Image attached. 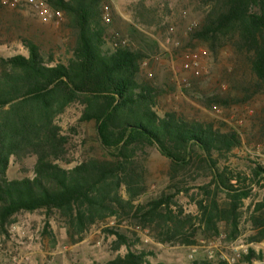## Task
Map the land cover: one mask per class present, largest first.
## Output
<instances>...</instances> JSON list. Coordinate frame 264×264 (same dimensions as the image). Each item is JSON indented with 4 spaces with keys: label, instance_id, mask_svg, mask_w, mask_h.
I'll return each instance as SVG.
<instances>
[{
    "label": "trees",
    "instance_id": "trees-1",
    "mask_svg": "<svg viewBox=\"0 0 264 264\" xmlns=\"http://www.w3.org/2000/svg\"><path fill=\"white\" fill-rule=\"evenodd\" d=\"M193 1L199 18L183 52L205 48L216 62L226 52L230 67L225 89L207 93L193 77L185 99L226 116L248 106L245 128L184 112L170 75L162 83L151 72L166 52L146 32L166 37L170 26L157 8L134 2L124 36L103 21L109 0H49L63 14L69 56L24 36L26 55L0 54L1 237L9 240L25 214L43 218L45 235L55 223L71 245L101 229L114 238L115 255L99 264H152L151 252L135 246L141 231L166 246L231 243L244 230L248 243L264 241V164L249 155L244 168L233 162L244 146L264 145V0ZM121 35L125 43L116 46ZM152 149L159 172L150 168ZM12 157H33V176L9 179ZM187 195L195 213L180 201ZM257 261L264 264L263 252L250 245L238 264ZM190 262L230 264L219 254Z\"/></svg>",
    "mask_w": 264,
    "mask_h": 264
},
{
    "label": "rangeland",
    "instance_id": "rangeland-1",
    "mask_svg": "<svg viewBox=\"0 0 264 264\" xmlns=\"http://www.w3.org/2000/svg\"><path fill=\"white\" fill-rule=\"evenodd\" d=\"M136 1L109 0L108 2L111 6L113 24L124 36L126 35V29L132 23L129 8ZM144 2L150 7L157 8L158 14L163 19V25L165 23L173 27L172 37L175 42L179 43L181 48L187 38V32L198 22L199 15L196 11L197 5L195 2L193 0H144ZM167 16L169 17V22L166 19ZM61 23L62 21L59 24L54 23V21H43L28 6L17 8L0 7V54L6 57L19 53L26 55L27 50L20 43V38L24 36L34 39L46 50L55 49L58 55L62 59H65L69 54L66 50L65 34ZM170 26L167 27L166 37L168 36L167 32ZM146 34L158 38L164 53L166 52L163 48L165 44L164 38L166 37L160 31L157 35L150 31H147ZM108 45L110 46V43ZM180 48L175 51L169 46V49H172L174 62L178 65L183 61L182 57L184 53L182 48ZM160 60L165 62V65H160ZM169 62V55L165 53V57L164 54L158 56L151 65V72L162 83L167 82L169 79ZM204 66V70L206 69L207 73L203 74L200 78V88L202 91L208 93L222 86L223 68L230 67L227 53L223 52L218 62L208 55ZM187 75L191 77V72H188ZM174 86L176 85L174 84ZM176 88V91L171 96L174 99V103L178 105V108L187 113H194L201 118H224L235 127L245 128L244 125L246 124L247 117L252 113V108L248 106L240 114L239 110L233 108L229 116H226L217 107H215L216 109L199 111L193 102L185 99L183 91L177 86ZM83 138V134L76 136L78 142H81ZM254 143L256 142L246 145L242 150L238 151L240 159L235 157L233 158V162L244 168L249 163V155L251 159L260 160L264 164V145ZM94 144L97 146L95 142ZM89 146L90 144L84 145L85 148ZM160 161L157 152L152 149L151 158H149L150 168L159 172ZM34 162L35 159L33 157L22 161H18L12 157L7 171L8 178L32 177ZM157 184L160 185L158 181H156V185H153L154 191L157 188ZM180 201L187 211L195 213V206L190 203L188 195L187 197H181ZM246 202H249V200ZM122 230L126 231L127 229L123 228ZM43 232V218L40 215H22L19 222L10 228L11 237L9 240L0 236V264H10L11 258L15 255L26 257V264H99L115 255L111 248L114 238L104 233L101 229H95L87 239L74 245L68 243L64 230L57 228L55 223L52 224L51 235H45ZM248 235L249 233L244 230L243 234L231 243H225L222 239L207 242L200 238L198 244L184 247L180 245L166 246L156 243L151 240L146 231H141L139 232L140 241L135 246L151 252L148 259L152 264H156L157 262L191 264L190 261L194 258L208 256L214 259L216 254L227 259L230 264H238L241 254L246 253L247 247L250 245L256 250L262 251L264 255V241L250 244L247 242ZM120 252H125V249L122 248ZM232 258H235V260ZM255 264H259V262L257 261Z\"/></svg>",
    "mask_w": 264,
    "mask_h": 264
},
{
    "label": "built area",
    "instance_id": "built-area-1",
    "mask_svg": "<svg viewBox=\"0 0 264 264\" xmlns=\"http://www.w3.org/2000/svg\"><path fill=\"white\" fill-rule=\"evenodd\" d=\"M2 6H7L11 8H17L21 6L30 7L35 14L42 19L43 21H54V23L59 24L62 21L63 14L61 11H54L49 3V0H0ZM102 17L105 23L112 22L111 6L109 3L103 4L102 7ZM169 22V17H166ZM168 36L165 38V44L163 48L166 50V53L169 55V66H170V81L172 84H175L181 91L190 86L191 79L202 77L203 74L207 73V70H204L205 60L209 55L205 48H198L195 50L184 51L183 61L181 64H176L174 62V56L172 55V49L178 50L180 48L179 43L175 42L172 37L173 27L170 26L168 31ZM125 43L122 40V36H117L115 38V45H120L119 42ZM169 46L172 49H169ZM161 61V60H160ZM146 64V63H145ZM160 65H165V62H159ZM191 72V77L187 74ZM226 81L222 83V87L226 88ZM215 108V107H214ZM216 109V108H215ZM242 121V120H240ZM241 123V122H240ZM241 125V124H240ZM235 260V258H232ZM233 260V261H234ZM238 260V259H237ZM27 258L20 255H15L11 258L10 264H26Z\"/></svg>",
    "mask_w": 264,
    "mask_h": 264
}]
</instances>
